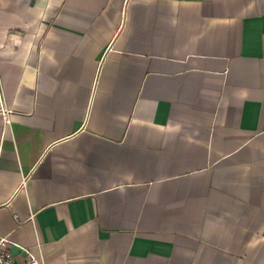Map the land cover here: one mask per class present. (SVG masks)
Instances as JSON below:
<instances>
[{
  "label": "crops",
  "instance_id": "0c3cea01",
  "mask_svg": "<svg viewBox=\"0 0 264 264\" xmlns=\"http://www.w3.org/2000/svg\"><path fill=\"white\" fill-rule=\"evenodd\" d=\"M0 235L264 264V0H0Z\"/></svg>",
  "mask_w": 264,
  "mask_h": 264
},
{
  "label": "built area",
  "instance_id": "2783aa9c",
  "mask_svg": "<svg viewBox=\"0 0 264 264\" xmlns=\"http://www.w3.org/2000/svg\"><path fill=\"white\" fill-rule=\"evenodd\" d=\"M8 122L9 118L6 116V123ZM10 246L9 238L0 235V264H44L31 248L18 246V253H13Z\"/></svg>",
  "mask_w": 264,
  "mask_h": 264
}]
</instances>
